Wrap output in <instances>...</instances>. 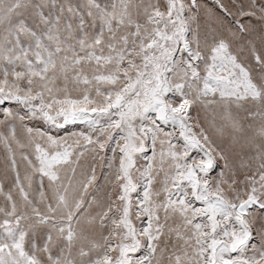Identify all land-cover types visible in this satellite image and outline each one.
<instances>
[{"label":"snow or ice","instance_id":"1","mask_svg":"<svg viewBox=\"0 0 264 264\" xmlns=\"http://www.w3.org/2000/svg\"><path fill=\"white\" fill-rule=\"evenodd\" d=\"M0 264H264V0H0Z\"/></svg>","mask_w":264,"mask_h":264}]
</instances>
